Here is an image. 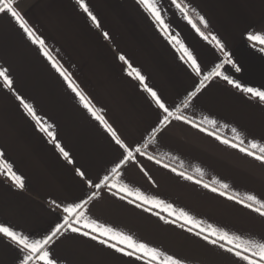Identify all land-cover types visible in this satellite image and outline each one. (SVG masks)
I'll return each instance as SVG.
<instances>
[{"label":"crops","instance_id":"obj_1","mask_svg":"<svg viewBox=\"0 0 264 264\" xmlns=\"http://www.w3.org/2000/svg\"><path fill=\"white\" fill-rule=\"evenodd\" d=\"M84 2L99 27L79 0H15V8L98 114L133 150L141 148L143 154H136L134 161L120 169L119 182L184 209L205 227L211 224L244 238L264 239V216L211 191L226 183L229 196L245 199L253 194L264 201V163L216 138L236 143L239 134L244 147L251 140L264 144V101L224 79L228 76L246 87L264 90V52L258 42L248 40L249 33L264 34V0H177L188 7L189 15L206 35L220 40L223 50L214 41L203 39L171 0H158L170 34L197 57L202 69L199 76L186 58H180L179 45L169 40L138 0ZM199 16L207 21L206 28L199 23ZM225 52L240 67L239 72L226 63ZM121 55L140 71L170 110L175 113L179 109L176 114L200 128L170 117V124L153 138L152 129L160 126L163 112L135 75H129L131 69L119 59ZM218 64L223 65L219 69L222 75L205 81L204 88L189 100L204 75ZM0 67L7 68L13 80L8 88L0 78V152L24 179V187L19 188L0 173V222L16 226L30 239H43L56 224L63 223L64 206L95 191L98 195L85 209L90 219L186 264H242L197 236L198 230L189 232L188 225L181 227L182 221L166 222L174 217L162 210L138 207L140 201L129 203L133 198L121 199L123 193L114 194L115 189L87 186L76 169L99 182L105 175L111 176L122 150L10 14H0ZM17 96L33 106L43 123L53 126L55 141L40 130ZM205 118L216 124L206 123ZM56 142L69 153L68 158ZM180 172L194 180L185 179ZM49 247L58 264H144L80 233L64 232ZM22 255L0 236V264H20Z\"/></svg>","mask_w":264,"mask_h":264},{"label":"snow or ice","instance_id":"obj_2","mask_svg":"<svg viewBox=\"0 0 264 264\" xmlns=\"http://www.w3.org/2000/svg\"><path fill=\"white\" fill-rule=\"evenodd\" d=\"M79 3L91 20L99 27V22L97 21L96 16L93 15L91 11H89L84 0H79ZM138 3L151 15V18L160 27L161 31H163L165 34H168L169 40L179 45V50L182 53L180 58L182 60L186 58V62L190 63L192 71L196 73L197 76L201 75L202 69L198 63L197 57L193 55L192 51L183 43V41H181L177 36L170 34L169 25L163 18L162 9L158 3V0H138ZM171 3L177 9H179L181 13H183V18L201 37H203V39H210L211 41L215 42L218 48L221 50L224 49V45L215 35H211L210 33L206 35L205 32L201 30V27H199L197 22L194 21L192 16L189 15L188 7L178 3L177 0H171ZM192 11H195V9ZM0 14H10L19 27L27 34L28 38L34 44L39 45L43 55L52 62V66L68 82V86L74 93H76L83 106L95 117L96 120H98L104 126V128L111 134L115 144L118 145L122 150L119 162L111 168V176L105 175L99 180V182H94L92 179L86 176L84 171L76 169L78 175L86 181V184L89 188L99 190L101 187H107L109 191L115 189L116 193L114 194L123 193L121 199H128L129 197H132L133 199L129 200V203L140 201L141 203L137 204L138 207L150 205L148 211H151L152 208H156L167 213L168 216L174 217V219L166 222L174 224L177 222V220H180L183 222L181 227L184 225L189 226L187 229L189 232L198 230L195 233L197 236H202L205 241H208L213 245H218L224 251L238 258L242 264H264V239L256 240L244 238L241 235H237L236 233L215 227L211 224L205 227L203 226L202 221L196 219L184 209L178 210L173 206V204L166 203L163 199L146 196L139 189L133 190L127 184L120 183L118 180L120 177V169L127 165L130 161H134L136 154H143L141 153V148L136 147L133 150V148H131L124 142V140L121 139L113 127L104 119V116L98 114L97 109L92 105L89 98L86 97V95L79 89L78 85L72 81L71 76L67 73V71L63 69V67L53 58L49 50L46 48L44 40L40 39L36 35L34 30L29 26L24 15L15 8V0H0ZM199 23L205 28L207 27V21L203 16H199ZM104 36L107 38L108 34L104 33ZM248 40L252 42H258L262 46L260 51L264 52V34L249 33ZM225 57L226 63L233 65L235 71L239 72L240 67L237 66L231 59L229 53L225 52ZM119 59L128 64V67L131 69L129 75H135V77L143 85L144 90L150 94L151 98L155 101V104L163 112V115L159 118L160 126L152 129L153 138H155L157 133H160L164 127L170 124V117H174L177 120H186L183 115L176 114L179 112V109H176L175 113L170 110V108L161 99L160 95H158L157 91L145 83V77L140 73V71L133 68L123 55H121ZM222 67L223 65L218 64L216 69L209 72L207 75H204L203 80H201L199 85L195 87V90L189 94L188 99L191 100L201 91V89L204 88L205 81L222 75V73L219 71V69ZM0 78H2L5 87H12L13 80L8 74L7 68L0 67ZM224 79L241 91L258 98L260 101H264V90L261 88L246 87L238 80L230 79L228 76H224ZM17 99L21 101L26 112L36 121L37 125L40 126V130L47 133V135L52 138L53 141H55V132L52 130L53 126L43 123L41 118L37 116L33 106L25 102L22 97L17 96ZM205 121L210 125L216 124L215 120L208 118H205ZM186 122L188 124H192L194 127L200 128V125L194 124L192 120H186ZM201 131L208 132V129L201 128ZM232 131L236 132V129H232ZM209 135H215V133L209 132ZM216 138L220 139L222 143L230 145L233 148H237L240 152H243L246 155L264 163V144H260L256 140H251L248 142V147H244L242 145L245 143V141L239 137V134H237L238 142L236 143L227 139H222L219 136ZM146 146L147 145H144V147ZM56 147L59 148L60 152L65 158L69 157V153L64 150L59 142H56ZM3 157V152H0V173H3L5 176L10 178V180L14 182L17 187L23 188V177L17 174V172L13 169V164L6 161ZM148 159L151 160L153 158L148 157ZM156 163L159 164L161 161L157 160ZM164 167L167 168L169 165L165 164ZM171 170L173 172L177 171L175 168H172ZM196 171L201 172L202 174L201 169L198 168ZM178 174L187 180H194L193 176L186 175L183 172ZM110 179L112 182L109 184L108 181ZM194 182L197 184H202L201 180H195ZM203 187L209 188L210 186L208 184H203ZM228 189V184L221 183L220 189L212 187L211 191L219 192L220 195L227 196V198L230 200H236L238 203L243 204L249 209H252L261 216H264V201L258 199V197L253 194L246 195L245 199H237V196L235 195H228ZM97 195L98 192L94 191L90 194H87L86 199H80L79 202H73L64 206L63 212L66 215L63 217V223L56 224L55 228L51 230L50 234L45 235L43 239H30L29 236L23 231L17 230L16 226L10 225L6 222H0V236L7 238L11 244L15 245L23 253L20 264H58V260L52 255L49 246L53 244L54 240L58 236L63 235L64 232L80 233L81 235L90 237L93 240H97L99 243L104 244L109 248L115 249L117 252L123 253L124 255L134 256L137 260L144 262V264H186V262L181 258H177L174 255H169L156 247L150 246L148 243L138 242L131 235H128L113 227L99 223L94 219H90L86 214L85 209L89 202L95 199ZM156 215L159 216L160 212H157ZM161 219H163V217H161Z\"/></svg>","mask_w":264,"mask_h":264}]
</instances>
